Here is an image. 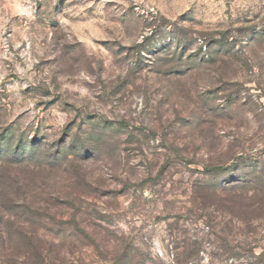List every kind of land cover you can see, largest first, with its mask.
Here are the masks:
<instances>
[{"label":"rangeland","instance_id":"1","mask_svg":"<svg viewBox=\"0 0 264 264\" xmlns=\"http://www.w3.org/2000/svg\"><path fill=\"white\" fill-rule=\"evenodd\" d=\"M0 264H264V0H0Z\"/></svg>","mask_w":264,"mask_h":264},{"label":"trees","instance_id":"2","mask_svg":"<svg viewBox=\"0 0 264 264\" xmlns=\"http://www.w3.org/2000/svg\"><path fill=\"white\" fill-rule=\"evenodd\" d=\"M25 154H26V152H25ZM244 182V181H243ZM228 189H230V191L229 192H231V191H233L234 190V188H228ZM228 189H226V190H228ZM32 238V240L34 239L33 237H31ZM40 249V247H37V250H39ZM43 256V255H42ZM45 257H47L46 255L45 256H43V258L44 259H46Z\"/></svg>","mask_w":264,"mask_h":264}]
</instances>
